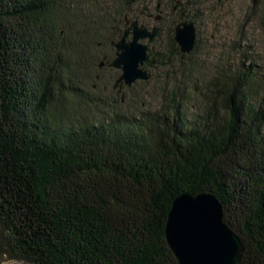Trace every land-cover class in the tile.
<instances>
[{
	"label": "trees",
	"instance_id": "1",
	"mask_svg": "<svg viewBox=\"0 0 264 264\" xmlns=\"http://www.w3.org/2000/svg\"><path fill=\"white\" fill-rule=\"evenodd\" d=\"M144 3L0 0V264H179L167 216L177 196L203 192L242 239L240 264H264L258 60L193 82L202 105L183 60L156 110L138 109L136 91L122 101L114 85L90 87L97 48L115 49ZM169 10L173 27L188 17Z\"/></svg>",
	"mask_w": 264,
	"mask_h": 264
},
{
	"label": "rangeland",
	"instance_id": "2",
	"mask_svg": "<svg viewBox=\"0 0 264 264\" xmlns=\"http://www.w3.org/2000/svg\"><path fill=\"white\" fill-rule=\"evenodd\" d=\"M147 1L153 16L149 20L139 19L141 23L152 27L156 24L154 17L157 14L161 13L164 17L159 23L160 32L157 37L152 41H144L148 43L150 49L149 60L144 67L151 73V79L136 81L137 83L130 86L133 87L132 90L126 85L120 92H118L119 87L114 88L119 100L129 101L132 91H136L141 96L139 101H133L138 109H158L162 105L164 93L171 92L178 86L177 83L184 79L179 68L181 60L193 68L190 79L185 78L187 82L188 80L192 82H188L185 86L191 89V102L198 105L205 104L206 101L192 92L193 82L205 87L212 78L224 72L226 67L236 71L244 67L243 64H249V58L258 60V77L264 84V15L261 18L259 16V20L256 18L257 11L258 13L264 11V1L260 4L259 10L253 12L254 15H250L248 10L252 6L251 0H222L220 3L202 1L201 6L189 12L188 21L195 23L198 37L196 50L185 56L180 52L174 39L175 14L164 9L161 12L154 11L157 0ZM110 6L114 8L115 4L112 3ZM130 38L131 36L128 39ZM115 51L108 45L97 48L94 54L95 72L89 83L91 88L102 87L103 89L106 84H110L112 88L115 84L121 74L120 70L109 65L115 58ZM149 62H151L150 65ZM102 93L108 95L110 91L105 90ZM259 99H261L260 96ZM259 104L258 101L257 105ZM4 263L7 262L1 264Z\"/></svg>",
	"mask_w": 264,
	"mask_h": 264
},
{
	"label": "water",
	"instance_id": "3",
	"mask_svg": "<svg viewBox=\"0 0 264 264\" xmlns=\"http://www.w3.org/2000/svg\"><path fill=\"white\" fill-rule=\"evenodd\" d=\"M259 1L252 0V3ZM160 19L161 15L156 16V21ZM158 32V24L147 27L139 19L126 18L122 37L112 42L116 51L110 66L121 71L114 84V88L119 87L118 92L124 85L130 87L136 81L151 78L144 67L149 60V46L144 41L154 40ZM174 39L183 54H190L197 42L195 24L192 21L179 23ZM165 235L179 264H240L245 250L240 236L224 221L221 201L210 192L177 196L167 216ZM4 264L31 263L9 261Z\"/></svg>",
	"mask_w": 264,
	"mask_h": 264
},
{
	"label": "flooded vegetation",
	"instance_id": "4",
	"mask_svg": "<svg viewBox=\"0 0 264 264\" xmlns=\"http://www.w3.org/2000/svg\"><path fill=\"white\" fill-rule=\"evenodd\" d=\"M202 1H206V0H157L156 2H155V4H154V9L155 8H159V12H161L163 9L166 11V10H168V12H170V8H172L173 9V11L176 13V12H178V11H180L181 9H183V8H186V14H187V19L186 20H184V21H188V19H189V16H190V14H189V12L191 11V10H194V9H196V8H198L199 7V5L201 6V3H202ZM222 0H207V2L209 3V2H221ZM252 1V0H251ZM260 3H262V0H260L257 4H253L252 3V8H254V7H256V6H260ZM143 5H146L148 8H150L151 6L149 5V3H144ZM145 7V6H144ZM154 11H156V10H154ZM158 15H161V19L159 20V21H156V16H158ZM153 15H152V12L150 11V12H148V14H147V19L149 20L151 17H152ZM154 18H155V23L156 24H158L159 25V23L163 20V15L161 14V13H159V14H157ZM127 18V17H126ZM129 18V17H128ZM137 19V18H136ZM140 21V20H139ZM182 22V21H181ZM180 22V23H181ZM179 24V23H178ZM177 24V25H178ZM195 24V23H194ZM196 26V25H195ZM177 27V26H176ZM176 27H175V29H176ZM196 29H197V27H196ZM159 32H160V26H159ZM159 32H158V34H159ZM157 34V35H158ZM175 35V34H174ZM197 37H198V31H197ZM111 64V63H110Z\"/></svg>",
	"mask_w": 264,
	"mask_h": 264
}]
</instances>
